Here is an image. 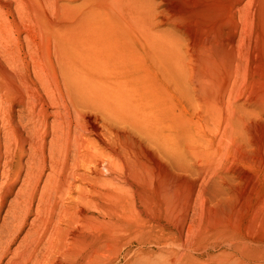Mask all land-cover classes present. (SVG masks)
Here are the masks:
<instances>
[{
  "label": "bare ground",
  "instance_id": "obj_1",
  "mask_svg": "<svg viewBox=\"0 0 264 264\" xmlns=\"http://www.w3.org/2000/svg\"><path fill=\"white\" fill-rule=\"evenodd\" d=\"M8 1L0 0V264H264L253 239L171 248L160 233L159 199L171 204L172 178L168 168L159 183L149 147L171 163L195 139L191 118L175 109L186 111L182 98L216 106L210 81L193 79L153 31L147 0H101L96 20L76 0ZM115 243L123 248L111 258Z\"/></svg>",
  "mask_w": 264,
  "mask_h": 264
},
{
  "label": "rangeland",
  "instance_id": "obj_2",
  "mask_svg": "<svg viewBox=\"0 0 264 264\" xmlns=\"http://www.w3.org/2000/svg\"><path fill=\"white\" fill-rule=\"evenodd\" d=\"M75 3L81 16L92 9L94 20L103 16L101 0ZM147 3L153 31L173 43L193 79L210 81L216 106L211 113L192 93L182 98L186 111L175 109L191 118L195 139L181 142L171 163L149 147L159 183L172 178L171 204L159 199L160 233L171 248L234 237L264 246V0ZM121 248L112 244L110 257Z\"/></svg>",
  "mask_w": 264,
  "mask_h": 264
}]
</instances>
